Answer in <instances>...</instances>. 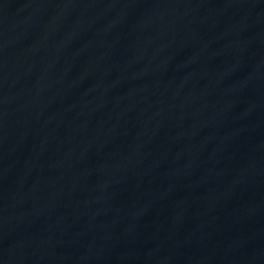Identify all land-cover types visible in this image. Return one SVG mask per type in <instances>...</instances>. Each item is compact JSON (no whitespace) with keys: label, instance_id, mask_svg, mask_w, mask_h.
Wrapping results in <instances>:
<instances>
[{"label":"water","instance_id":"water-1","mask_svg":"<svg viewBox=\"0 0 264 264\" xmlns=\"http://www.w3.org/2000/svg\"><path fill=\"white\" fill-rule=\"evenodd\" d=\"M0 264H264V0H0Z\"/></svg>","mask_w":264,"mask_h":264}]
</instances>
